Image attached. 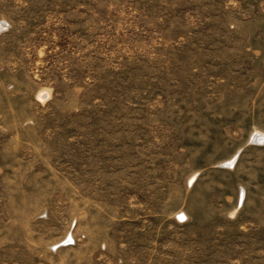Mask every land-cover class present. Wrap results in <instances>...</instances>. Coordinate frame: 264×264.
Instances as JSON below:
<instances>
[{
	"label": "rangeland",
	"instance_id": "obj_1",
	"mask_svg": "<svg viewBox=\"0 0 264 264\" xmlns=\"http://www.w3.org/2000/svg\"><path fill=\"white\" fill-rule=\"evenodd\" d=\"M2 23L0 264H264V0Z\"/></svg>",
	"mask_w": 264,
	"mask_h": 264
},
{
	"label": "bare ground",
	"instance_id": "obj_2",
	"mask_svg": "<svg viewBox=\"0 0 264 264\" xmlns=\"http://www.w3.org/2000/svg\"><path fill=\"white\" fill-rule=\"evenodd\" d=\"M3 23L0 24V30L2 29ZM253 143H259V144H264V134H259V133H255L254 137L252 138ZM235 161V160H234ZM231 165L233 163V161L229 162Z\"/></svg>",
	"mask_w": 264,
	"mask_h": 264
}]
</instances>
